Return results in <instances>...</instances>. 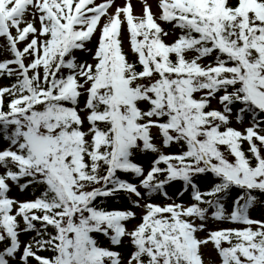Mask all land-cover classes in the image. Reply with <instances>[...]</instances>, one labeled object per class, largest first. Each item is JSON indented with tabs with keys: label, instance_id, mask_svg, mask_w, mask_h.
I'll use <instances>...</instances> for the list:
<instances>
[{
	"label": "snow or ice",
	"instance_id": "6c2138e0",
	"mask_svg": "<svg viewBox=\"0 0 264 264\" xmlns=\"http://www.w3.org/2000/svg\"><path fill=\"white\" fill-rule=\"evenodd\" d=\"M140 4L0 0V264H264V0Z\"/></svg>",
	"mask_w": 264,
	"mask_h": 264
},
{
	"label": "rangeland",
	"instance_id": "374dc122",
	"mask_svg": "<svg viewBox=\"0 0 264 264\" xmlns=\"http://www.w3.org/2000/svg\"><path fill=\"white\" fill-rule=\"evenodd\" d=\"M99 2H102V0H99ZM118 3H123V0H117ZM150 3H153L154 5V0H149ZM133 6L137 14L140 13L141 11V4L140 0H132ZM166 28L170 27L168 25L165 26ZM204 260L205 264H219V257L215 253L214 249H206L204 252Z\"/></svg>",
	"mask_w": 264,
	"mask_h": 264
}]
</instances>
